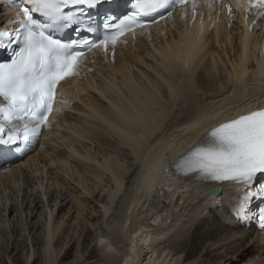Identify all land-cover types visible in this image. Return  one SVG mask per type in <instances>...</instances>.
I'll return each mask as SVG.
<instances>
[{
	"label": "bare ground",
	"instance_id": "bare-ground-1",
	"mask_svg": "<svg viewBox=\"0 0 264 264\" xmlns=\"http://www.w3.org/2000/svg\"><path fill=\"white\" fill-rule=\"evenodd\" d=\"M0 2L12 8L7 0ZM195 5L200 10V3ZM212 8L218 10L216 17L201 18L187 28L171 19L153 30L151 36L130 40L132 43L120 50L92 58L89 72L61 87L62 97L71 101L75 114L60 107L65 110L59 114L57 128L66 131L60 137L49 132L52 117L43 128L47 131L39 148L28 153V149L14 146L8 152L0 146V191H8L11 182H21L16 195L9 193L0 203V244L4 254L16 247L14 234L23 238L25 245L39 237L46 263H65L70 250L61 248L55 254L54 248L64 228L68 237L74 223L64 227L61 219H52L55 203L62 197L54 191L64 189L57 183L64 182V174L69 179L74 177L82 190L87 183L103 187L104 178L112 185L106 193L108 204L102 205L103 219L112 217L115 211L118 215H113L96 237L101 252L108 258L103 264L264 263V234L247 231L249 222L241 224L238 218L233 221L237 191L232 185L219 184L224 189L220 202L215 196L205 200L206 196L201 195L218 183L208 186V182L173 181L164 173L171 157L200 141L219 122L244 112L246 107L264 106L263 75L258 77L254 70L246 69L247 65L264 67V33H255L252 28L241 35L235 27L233 37L232 29L226 26L229 20L222 3ZM206 11L209 13V7ZM187 12L188 9L179 12L181 20ZM7 22L0 18V26ZM164 29L170 33L168 37L164 36ZM141 34L147 35V31ZM220 48H225L227 57L219 56ZM132 67L140 72L134 73ZM149 68L152 73L146 70ZM70 137L78 145L73 151L56 150L51 157L42 150L43 146L51 151L55 145L71 146ZM46 139L48 143L44 145ZM111 139L127 150L129 157L122 156L118 147H97L98 152L93 155L92 144L106 145ZM68 158L75 163L70 173L63 170L62 160ZM38 161L45 163L43 167L55 164L54 174L51 179L47 173L50 169L43 173V168L35 167L33 172L41 173V186L40 190H32L35 178L26 175V170ZM15 163L21 164L16 167ZM157 179L161 180L160 185ZM48 195L55 196L49 201ZM68 197L65 204L59 203L61 210L75 199ZM154 202L161 205V210L152 211L156 208ZM40 210L36 223H31L30 219ZM81 215L83 212H78L75 221ZM35 226L39 228L36 236L28 233ZM100 228L101 225L97 230ZM87 235L90 236L88 230L82 244L88 241ZM112 248L120 251L119 257ZM95 255L94 249L87 258L78 255L69 264H89ZM244 258L246 261L242 262Z\"/></svg>",
	"mask_w": 264,
	"mask_h": 264
},
{
	"label": "snow or ice",
	"instance_id": "snow-or-ice-1",
	"mask_svg": "<svg viewBox=\"0 0 264 264\" xmlns=\"http://www.w3.org/2000/svg\"><path fill=\"white\" fill-rule=\"evenodd\" d=\"M104 0H14L17 25L0 29V47L19 45L10 62H0V146L31 147L41 128L54 111L56 88L60 81L79 75L85 50L108 51L126 32L146 27L155 18L171 15L176 5L187 0H129L131 10L122 18L108 13L104 17L102 39L84 38L63 42L52 32L74 26L77 32L94 31L88 10ZM196 5L193 4V8ZM264 9V0H250L245 12ZM232 9L229 7V13ZM264 15V13H261ZM118 21V23H117ZM114 55V54H113ZM178 175L203 181L228 183L237 191L233 214L244 221L257 219L264 230V107L248 110L220 123L175 162Z\"/></svg>",
	"mask_w": 264,
	"mask_h": 264
},
{
	"label": "rangeland",
	"instance_id": "rangeland-1",
	"mask_svg": "<svg viewBox=\"0 0 264 264\" xmlns=\"http://www.w3.org/2000/svg\"><path fill=\"white\" fill-rule=\"evenodd\" d=\"M3 3L0 2V4H1L0 5V18L5 19L3 15L10 9V7H8V6L6 7L5 5H3ZM5 10H6V12H5ZM228 29H229V27H228ZM224 33H226V32H224ZM231 33H232L233 37H235V31L233 29H232ZM169 35H170V33H168L167 30L165 31V29H164V36L168 37ZM218 47H220V46H218ZM224 50H225V48H220L217 50L220 57L221 56L227 57V55L225 53H223ZM231 55H233V52ZM219 60L222 61L221 58ZM148 65H149V63H148ZM149 66H150V68L152 67L151 64ZM150 68L146 69V70L148 72L152 73V70ZM130 70L133 71L134 73L140 72V70L138 68H135V67L130 68ZM99 75H101V74H99ZM96 81H99V80H96ZM98 83H100V85H101V82H98ZM96 85H97V82H96ZM102 101H104V100H102ZM63 107H66V106H63ZM72 108H73V104L71 103V106L66 107V112L71 113L72 115L75 114L71 110ZM51 122L52 121H50L49 130L52 126ZM58 122H59L58 118L55 119L54 125H56V127H54V129L49 131L51 133L56 134V137H60L61 135H63V133H66L65 129H63V128L58 129L57 128ZM58 127H60V126H58ZM56 128H57V130H56ZM173 136L176 137L178 135L174 134ZM47 140L48 139L45 140L44 145L48 143ZM73 140L74 139L70 137L69 145H71V146H67L65 148L55 145L54 150L51 151L47 148V146L46 147L43 146L42 150H46V152L51 157L55 154L56 150H58V151L65 150L67 152V151H69L68 149H72V151H73V150L78 148V145L76 143H74ZM86 143L90 144L89 142H86ZM40 145H41V143H40ZM98 145H100V144H98ZM98 145L96 143L92 144L93 155L95 152H98L97 147H99L100 149H104V150H113V148L117 149V147H118V149L120 150L119 153L122 154V156L129 157V155H130L127 152V150H125L124 148H121V146L112 139L106 145H101V146H98ZM79 151H80V155H83V153H81L82 150H79ZM73 160L74 159H72V158H68L67 160H64V159L62 160V162L65 165L64 169H63L64 171L67 170L68 173H70L74 170L75 163ZM100 163H102L101 160H100ZM20 164L21 163H19V164L15 163L14 166L17 167ZM44 164L45 163H43V162L41 164H39V161H38V163H36L35 166L31 167L32 170H31V168L26 170L29 172V173H26V175H28V176L34 175V178H35L34 179L35 180L34 189H32V190H40L39 187L41 186L40 185V174L41 173L38 172V174H35L33 172L35 167H38L39 169L43 168V171H42L43 173L47 172V170L50 169L47 173H48V176H50L52 179L51 174H54L52 169L55 168V164L54 165L46 164V167H43ZM93 166H95V165L93 164ZM63 177H64V182L58 180L57 183L59 185H62V188H64V189H62V191H60V189H56V192L54 191V193L58 194V197H60V196H62V197H61V200H57L55 203L56 207H55L54 211L52 212V219H54L56 221L61 219V221H59V222L60 223L62 222L63 223L62 225L64 227L65 226L67 227L68 225H71L73 223H74V225L72 227V232L70 231V234H68V237H67V231L64 228V230L60 236V239L58 240V243L55 245L56 246L54 248L55 254H58V252L61 248H63V250H65V251L70 250V253H69V255L66 258L65 263H64V264H69V263H71V260L74 259L75 256L80 255V256H82V259H85V258H87L89 253L95 249V253H96L95 256L96 257L89 260L88 263L89 264H103V263L108 262V258L105 257L100 250V246H99L100 243L96 237L98 236L99 232L106 229V227L109 225V221L112 218H114L113 215L115 216V218H116V215H118V211H115V213H112V217H109V215H107L105 217V219H103L104 213L102 212V205H103V203H104V205L108 204L107 199H106V195H107L106 193H108V191L112 190L111 183H109L108 180H106L104 178V181L101 182V186H103V187H98L99 185H92L91 186V183H87L84 187L85 190H82L76 184V180L75 181L73 180L74 177H72V179H69V177L64 176V174H62V178ZM6 181H8V180H6ZM20 183L21 182L18 181L16 185H12L13 182H11L9 185L8 191H6V192L0 191V203L6 197L9 196V193L11 196H15L16 192L19 189L18 184H20ZM45 184H46V182L43 181V189H44ZM78 189H80V191H78ZM52 191H53V189H52ZM41 192H43V190ZM21 193H23V192H20L19 196H21ZM70 195L75 197V199L72 202L67 203L66 206L64 207V209L62 208V210H61V208H59V203L65 204L69 200L68 196H70ZM121 195H123V193ZM54 196L55 195H52V196L48 195V197H50L49 201L53 200ZM65 198H67V199L65 202H63V200ZM105 202H106V204H105ZM52 204L53 203H50V206ZM153 205H154V207H156L155 209L152 210L153 212L161 210V205L158 204L157 202H154ZM81 211L83 212V215H81L78 218V220L75 221L76 214L78 212H81ZM41 212H42L41 210L38 211L37 216L34 217L33 219H30V222L36 223L37 217L41 214ZM134 214L136 215L137 213L135 212ZM204 215H207V212ZM100 225H101V228L98 231L97 229ZM76 226H78V228ZM86 230H88L90 232V236L87 235L88 241L86 243L82 244L83 239L86 237ZM29 232L32 234L35 233V236H36L39 233V228L37 229L35 226L33 229H28V233ZM34 238H32L31 244L28 241L27 245H25L23 242H21L23 240V238H21L17 234H14L13 239H15V241H16V247L9 248L5 252L6 255L4 254L3 249H1V244H0V260L2 261V264H48V262L46 263L45 259H43L44 258L43 257V250L41 248L42 239H39V237H38L37 240H34ZM78 244H82V247L79 246L80 249H77ZM111 251L114 252L117 257L120 256V254H119L120 251H117L114 248H112ZM236 258L237 257H235V259ZM241 261L242 262L246 261V258L242 259Z\"/></svg>",
	"mask_w": 264,
	"mask_h": 264
}]
</instances>
